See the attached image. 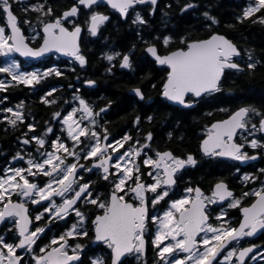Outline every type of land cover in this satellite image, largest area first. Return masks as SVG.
Here are the masks:
<instances>
[{
    "label": "flooded vegetation",
    "instance_id": "flooded-vegetation-1",
    "mask_svg": "<svg viewBox=\"0 0 264 264\" xmlns=\"http://www.w3.org/2000/svg\"><path fill=\"white\" fill-rule=\"evenodd\" d=\"M137 7L142 6L133 8ZM69 24H66L68 29ZM34 41H39L36 46L39 47L43 41L42 35L40 40ZM0 54L3 55V52L0 51ZM123 59L130 60V64L128 67L121 65L117 71L137 73L131 56L125 55ZM246 60L241 51L240 56L232 62L239 63L244 69L255 67L252 64H247L246 67ZM155 66L162 73V78L151 84L149 90H154L158 85L161 93L158 96V106L146 117L148 122L171 118L176 120L172 114L174 110L190 111L199 106L201 101L191 95L184 102L189 107L172 104L168 98H164V86L170 69L167 66L158 67L156 63ZM21 70L26 75L35 73L36 76L24 82L7 74L3 76L1 73L5 72V67L0 66V131L6 137L16 132V137L21 138L17 141L19 147L14 148L11 154L9 142H5L4 148L9 155L0 145V152H4L0 154V170H29L30 174L25 173L26 180L23 175L18 176L21 184L14 186L9 198L28 206L32 225L20 229L17 217L14 216L0 227V264H54L56 258L65 255L77 258L70 264H112L114 241L120 239L123 228L130 226L136 229L132 252L126 255L121 264H206L219 252L212 264H264V213L256 219L247 220L244 233L219 251L241 225L243 209L250 210L264 194V162H260L261 156H264V137L259 136L264 134L263 130L242 131L236 137V142L244 147L238 156L246 161L243 164L221 158L219 151L211 154L204 152L203 142L211 134L210 129L229 117L218 120L217 106L213 110L216 116L204 114L209 123H205L200 130L197 129L192 149L183 145L184 141L188 142L186 133H176L177 140H174L170 136L172 132L167 130L163 135L165 140H162V136L156 137L157 128L148 130L140 141L129 136L128 132L119 139L111 140L106 132H98L96 125L90 130V125L82 121L87 110L82 114L79 108L78 113L72 110L71 115L80 119L78 124L81 131L72 134L68 147L60 150L51 143L44 153L41 115L35 121L32 111L26 109V105L32 101L23 99L21 102L9 103L10 88L14 85L28 87L27 90L32 95L36 92L34 81L41 75L38 62L23 63ZM135 89L142 91L140 88H132ZM131 95L134 96L132 93ZM144 102L145 100L142 103ZM147 104L153 107L156 105L154 100H148ZM164 105L169 109H162ZM140 119V115L135 117V121ZM198 122L205 121L201 118ZM27 142L30 143L29 147H23ZM98 145H101L99 149ZM252 156L259 159L251 161ZM123 159H128L126 165L123 164ZM216 167H220L218 171L224 172L225 178L213 176ZM3 177L0 175V178ZM168 178L174 183L165 187ZM67 179L71 180V184L57 195ZM220 183L233 193L225 203H220L215 197V186ZM25 185L29 188H25ZM146 190V196L142 195ZM81 192L83 197L73 209L57 217L60 208ZM53 194L56 195L48 202H43ZM197 197H201L206 206L205 214L209 222L202 227L197 247L187 252L184 247L188 240L189 221L181 223L180 215L191 208ZM117 200L121 205H127L124 208L125 218L122 216V206L119 203L113 205ZM171 202H183L180 211L171 210ZM141 208H144L141 218H134V214H141L140 211L135 212ZM170 213L176 214L177 218L175 224L178 223V226H170V233L176 242L158 244L156 235L161 228L159 220ZM256 213H259V209ZM99 225L101 237L97 235ZM209 229L216 231V235L206 238ZM23 242L25 246L21 247ZM50 251V259L45 260Z\"/></svg>",
    "mask_w": 264,
    "mask_h": 264
},
{
    "label": "trees",
    "instance_id": "trees-1",
    "mask_svg": "<svg viewBox=\"0 0 264 264\" xmlns=\"http://www.w3.org/2000/svg\"><path fill=\"white\" fill-rule=\"evenodd\" d=\"M8 1L29 40L40 33L45 23L60 18L79 2ZM151 7L133 10L127 21H123L121 16L106 6L90 10L81 8L78 17L69 24V28H84L81 58L68 61L50 57L39 62V68L47 71H43L41 78L34 81V95L24 85L10 88V104L23 99L31 100L26 109L32 111L35 121L41 115L44 153L53 139L68 144L70 135L62 126L63 116H67L71 110L78 113L81 103L86 104L93 112L91 124L96 125L98 132H106L111 140L119 139L128 132L129 136L140 141L148 130L157 128L156 137L162 136V140H165L163 135L167 130L172 132L170 136L174 140H177L176 133H186L188 142L184 141L183 145L192 149L197 129L200 130L205 123H209L204 114L216 116L217 112L216 118L220 120L243 107L251 111L244 130L261 132L259 122L264 117V0H160L156 8ZM95 11L106 16L97 36L88 32V24ZM0 24L2 27L6 25L1 4ZM215 33L223 34L238 45L243 58L247 59L246 67L247 64L255 67L241 71L227 70L217 93L203 98L193 110H174L172 114L176 120L171 118L148 122L146 117L158 106V96L161 93L158 85L154 90L149 88L151 84L161 80L162 73L145 54V48L156 45L160 53H167L186 48L189 42L206 39ZM40 39L41 33L38 37ZM38 42L34 41L33 45L37 46ZM125 55L131 56L137 73L117 71ZM87 82L96 85L87 87ZM135 87L142 89L146 96L144 103L131 95V90ZM148 100H154L156 105L149 106ZM165 106L162 109H169ZM215 106L218 107L216 112L213 111ZM26 115L28 116V112ZM138 115L141 119L135 121ZM201 118L205 122H198ZM17 135L12 132L10 137H6L0 131V145L5 153L6 141L11 147L9 154L19 147L17 141L21 138L16 137ZM259 136L264 137V134ZM29 145L27 142L23 147ZM3 151L0 154H4ZM261 157L260 162H264V156ZM5 158L8 159L7 156ZM215 169L214 177L225 178L224 172L218 171L220 167ZM3 172L0 170V174Z\"/></svg>",
    "mask_w": 264,
    "mask_h": 264
},
{
    "label": "water",
    "instance_id": "water-1",
    "mask_svg": "<svg viewBox=\"0 0 264 264\" xmlns=\"http://www.w3.org/2000/svg\"><path fill=\"white\" fill-rule=\"evenodd\" d=\"M160 0H80L79 5L65 12L62 18L55 22L47 23L42 28L44 36L43 42L39 48L32 47L19 27V21L12 12L11 5L8 0H0L3 4V12L7 21V28L10 34L12 49L15 55L23 61H41L51 56H58L62 60H74L81 53V39L83 37V28L80 26L69 30L66 23L77 17L79 8L90 9L98 5L107 6L109 9L116 11L124 21L129 16L130 9L136 4H153L157 6ZM104 15L94 16L89 24V32L97 35L101 24L104 22ZM146 54L157 63L158 67L167 66L170 69L169 80L164 89V98H168L172 104L181 107H189L185 105V99L188 95H194L200 99L204 95L217 91L226 68H239L235 64L229 63L232 57L240 54L237 46L226 36L214 34L205 40L192 41L188 43L187 49H178L167 55H160L156 46H149L145 49ZM124 66H128V60L124 62ZM88 87L95 86L94 83H88ZM131 93L140 101L145 100L140 90H132ZM249 111L240 109L233 113L224 121L217 122L211 129V134L204 140V152L211 154L214 151H220V157L223 159H233L245 164L246 161L239 160L238 155L243 151V146L236 143V137L243 129V123L247 119ZM264 129V119L261 121ZM228 139V141H226ZM251 161L255 158H251ZM172 179H167L165 187L173 185ZM71 184V180L67 179L66 183L60 189H66ZM46 192V190H45ZM57 194V193H56ZM56 194L46 198L44 202L49 201ZM199 195L201 194L199 190ZM233 193L228 190L226 185L220 183L215 186V197L220 203H225L232 197ZM83 197V192L79 193L72 201L66 203L58 212L57 217L68 213L74 205ZM117 202H113L115 205ZM121 205V203H119ZM122 209L127 205H121ZM205 208L201 197L193 202L191 208L184 211L180 215V222L189 221L187 228V243L184 247L189 252L197 247V239L201 235L202 227L208 223V217L205 214ZM131 210L133 208L130 207ZM259 209V213L256 210ZM135 211V210H134ZM141 214H134V218H141L144 208L137 209ZM243 221L237 231L222 245L221 251L230 242L239 238L247 227V220L256 219L258 215L264 213V194H262L254 203L250 210L243 209ZM16 215L19 219L17 225L20 229L29 228L32 225L29 216V209L26 205L15 202L7 203L0 214V227L12 216ZM125 218V209L122 212ZM136 232L135 227H125L120 234V239L114 241L112 264H121L126 255L132 252L133 236ZM97 235L101 237V225L97 227ZM25 246V242L21 247ZM52 251L45 256V260L50 259ZM210 259L206 264H212L218 255ZM77 260L75 257H59L56 258L54 264H70Z\"/></svg>",
    "mask_w": 264,
    "mask_h": 264
},
{
    "label": "rangeland",
    "instance_id": "rangeland-1",
    "mask_svg": "<svg viewBox=\"0 0 264 264\" xmlns=\"http://www.w3.org/2000/svg\"><path fill=\"white\" fill-rule=\"evenodd\" d=\"M0 51L3 52V58H4V66L6 68H8L9 70H11V72L16 75L18 80L21 81H25L28 80L30 78H33L36 76L35 73H28L27 75L25 74L24 71H22V66L20 64V61L17 60L14 57V53L12 51L11 48V43L9 40V35L6 33V30L4 27L1 26L0 24ZM80 57H78L77 59H79ZM82 110L86 109L84 107H81ZM84 113V111H82ZM86 116L82 117V121L86 122L90 125L91 130L93 129V125L91 124L92 120H93V116L92 113L87 110L85 113ZM255 118V117H254ZM252 118V119H254ZM63 121L64 124L62 126H64L66 128V133L69 135L70 137L72 134H78L81 131V127L78 124V121H80V119L78 120L74 115H68L67 116H63ZM59 135V134H58ZM109 138V137H108ZM53 145L57 148L63 149L66 148L67 146H65L66 144L61 143L58 141V139H53ZM104 143V142H103ZM101 147V145H98L97 149H99ZM123 164L126 165L128 162V159H123ZM51 171V170H50ZM62 172H64V170H62ZM25 173L30 174L29 170H27V172L25 171H10L7 172V175L3 178H0V202L5 203L8 201H11L9 198V193L11 191L14 190V186H19L21 184V181L18 179L19 175H23L24 176V180L26 175ZM148 190V189H147ZM147 190L145 192L142 193V195L146 196L147 194ZM60 194V189L57 191V195ZM183 204V202H178V203H170V207L171 210L174 211V209H177L176 211H180V206ZM175 221H177L176 218V214L170 213L168 216L164 215L162 219L159 220V224H160V230L157 232L156 235V242L158 244L160 243H165V242H171V243H175L176 241L174 240V236L171 235V227L176 228L178 226L175 224ZM216 231L209 229L206 232V238H210L215 234ZM199 259V257H198ZM177 264H185L184 262H177Z\"/></svg>",
    "mask_w": 264,
    "mask_h": 264
},
{
    "label": "bare ground",
    "instance_id": "bare-ground-1",
    "mask_svg": "<svg viewBox=\"0 0 264 264\" xmlns=\"http://www.w3.org/2000/svg\"><path fill=\"white\" fill-rule=\"evenodd\" d=\"M110 156V155H109ZM118 160V159H117ZM237 218H239V217H237ZM243 218V217H242ZM235 220V219H234ZM237 224V223H236ZM230 237V236H229ZM217 244V243H216ZM220 244V243H219ZM225 256V255H224ZM219 262V261H218ZM216 264V263H215Z\"/></svg>",
    "mask_w": 264,
    "mask_h": 264
}]
</instances>
